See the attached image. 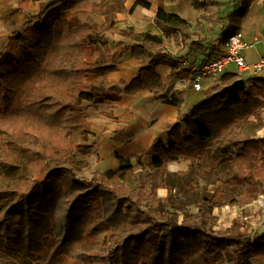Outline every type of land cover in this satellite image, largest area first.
Returning <instances> with one entry per match:
<instances>
[{"label":"trees","instance_id":"trees-1","mask_svg":"<svg viewBox=\"0 0 264 264\" xmlns=\"http://www.w3.org/2000/svg\"><path fill=\"white\" fill-rule=\"evenodd\" d=\"M82 1L48 2L35 15L38 41L30 43L15 32L17 55H0V115L15 101L20 141L34 133L39 139L37 146L22 148L25 161L15 160L19 189L0 191V248L13 253L18 264H250L251 258L264 256V227L251 233L213 229L214 208L244 206L264 194V131L256 137L264 128L261 103L248 96L243 82H235L236 74L222 76L220 86L179 118L166 131V144L155 140L146 153L152 157L149 165L142 167L141 157L135 158L145 172H135L130 159L116 157L117 171L89 180L75 177L69 164L90 155L83 143L91 124L78 108L81 102L117 101L122 94L149 90L179 108L183 99L167 96L154 68L168 66L171 76L188 74L157 36L144 34L146 43L111 54L107 31L125 0H99L94 10L105 17L99 28L84 10L60 19L61 11ZM29 2L24 0L18 11L25 12ZM137 6L150 8L146 0H134ZM155 23L163 32L183 33L187 25L162 10L155 12ZM32 24L27 21L22 29ZM127 51L141 63L132 80L84 85L88 74L117 71ZM101 57L107 64L98 63ZM254 82L264 85V78ZM250 116L256 120L248 121ZM181 123L188 137L182 136ZM42 139L49 144L43 146ZM74 144H79L77 151ZM178 159L197 162L201 172L228 161L225 181L212 192L203 191L196 213L173 202L170 194L157 197L158 189H168L166 165ZM224 188L237 190V198Z\"/></svg>","mask_w":264,"mask_h":264},{"label":"crops","instance_id":"crops-1","mask_svg":"<svg viewBox=\"0 0 264 264\" xmlns=\"http://www.w3.org/2000/svg\"><path fill=\"white\" fill-rule=\"evenodd\" d=\"M53 1L57 0H30L24 12L17 9L20 4L22 7L24 0H0V55L2 53L17 55L20 43L13 37L15 32H20L30 43L38 41L34 27L37 20L35 15L39 13L42 6ZM146 1L150 5L149 9L134 7V0H125L122 10L114 15V26L107 31L106 35L111 54L121 52L127 46L146 43L142 35L148 34L161 38V48L171 56L176 57V53L181 49L188 52L192 50V53L195 52L197 56L193 62H199L209 57L214 51V46L235 30L243 32L244 39L248 43L264 35V0ZM98 2L99 0H83L75 7L61 11L59 17L69 20L76 11L85 7L88 9L90 6L92 12L87 10L89 17L96 20V27L99 28L105 22V17L94 12V7L98 5ZM157 10L183 20L187 24L183 28V33L177 30L161 31L155 23ZM27 21L33 24L22 29ZM183 35L188 38L184 39ZM176 36L181 37L182 44L171 48L170 42H173ZM244 53L248 62L254 63L262 54V45L250 46ZM107 61L106 57L98 59L101 65L107 64ZM140 68V60L127 51L123 53L117 71L104 76L88 74L83 83L89 87L96 86L102 81L129 82ZM170 71V67L164 65L154 68V72L163 80L164 85L171 80ZM233 71L231 69L226 74H235ZM178 79L175 78L173 82L176 83ZM173 91H170V95L173 94L175 98H180ZM189 92H185L182 97ZM260 99L264 102V95L260 96ZM78 108L84 114H88L87 121L91 124L90 136L84 145L95 154L96 166L111 169L110 171L118 169L116 157L130 159L134 165H136L135 158L141 157L142 167L149 165L152 157L146 153L155 140L160 137L163 144H166V131L176 124L179 118L188 113V110L182 112L180 107L164 103L149 90H140L131 95L122 94L117 101L106 100L97 104L83 101ZM180 125L182 136L188 137L189 132L184 124ZM172 163L178 165L175 171L169 169V164ZM189 165V161L178 159L169 162L166 171L185 173ZM158 193L164 195V190L159 189ZM249 262L250 264H264V256L251 258Z\"/></svg>","mask_w":264,"mask_h":264},{"label":"rangeland","instance_id":"rangeland-1","mask_svg":"<svg viewBox=\"0 0 264 264\" xmlns=\"http://www.w3.org/2000/svg\"><path fill=\"white\" fill-rule=\"evenodd\" d=\"M80 10H84L88 13V21L90 22V24L96 27V20H92V18L89 17V12L87 11L91 10L92 12V8L88 6V9L85 7L81 8ZM94 12L96 13L95 10ZM197 35L200 36V34L198 33ZM169 36L171 37V33L169 34ZM180 40L181 37H174V41L170 42L171 48L173 46H180ZM182 51L183 49L179 50L177 53L175 52L177 54L176 58H178L177 61H180L181 63L184 61L191 63L197 57L195 52L192 53V50L189 52L187 50L183 52ZM183 56L185 57L183 58ZM179 67L184 68L183 64L179 65ZM183 77L184 76L172 75L171 80L166 85H164V90H169L167 94L168 97H170V91L172 92L174 88H176L173 80L175 78ZM244 79V76L237 74L235 82H244ZM221 83L222 82H220V84ZM220 84L218 85L220 86ZM187 91L190 90L182 86L179 87L177 91H173L183 99V103L180 105V110L182 112L188 110L186 116L189 115V110L194 105V103L208 93L206 92L204 94H195L190 91L189 94L182 97V95ZM245 92L250 98L255 99L261 103L260 110H258V115L264 124V102H262V100L260 99V96L264 95V85L262 83L254 82L253 79L252 86H245ZM14 105L15 101L11 102L10 109L7 111V113L0 115V191H12L16 190L17 188L19 189L20 182L19 178L16 175L18 171L16 169V166H14L18 163V160H15L19 159V162L25 161V157L23 158L22 156V148H29L30 146L34 147L39 143V139H37V133L32 134L33 136L31 139L28 138L20 141L19 136L17 135L18 127H16V125L19 124L20 118L17 116V114L12 113ZM85 115L88 117V114ZM247 120L250 122H254L256 119L254 118V116H250ZM263 131L264 128L259 130L256 137H260ZM41 143L43 146L49 144L47 140H43ZM72 147L74 151H77L79 148V144H74ZM87 148L90 155H79L77 157V161L69 164L75 174V177L79 180H89L92 177H103L111 169H105V167H97L96 156L94 157L95 154L92 153L89 147ZM43 164L48 166L49 162L47 160H44ZM190 165L191 169H188V171H186L185 173H169L165 171L163 179L165 180L168 189L163 188L164 195H160V193H158V189L157 197L160 199H164L168 194H170L173 202L180 204L190 213H196L197 205L203 191L212 192L217 187H220L223 184L226 179L229 164L228 161H223L214 171L209 172L199 171L197 162L191 163ZM134 169L135 172H145V169L140 166L134 165ZM167 175L169 176V178L166 177ZM224 190L225 193L230 195L232 198H237V190L227 188H224ZM212 214L214 216L213 229L216 231L239 230L241 232L251 233L255 230H261L264 227V194L260 195L250 204H246L244 206H239L235 203L234 205L218 206L213 209ZM180 220L181 216H179L178 222H180ZM19 257L21 258V256ZM17 259L18 258H15V255L13 253L0 248V264H18Z\"/></svg>","mask_w":264,"mask_h":264},{"label":"built area","instance_id":"built-area-1","mask_svg":"<svg viewBox=\"0 0 264 264\" xmlns=\"http://www.w3.org/2000/svg\"><path fill=\"white\" fill-rule=\"evenodd\" d=\"M256 44L262 45V54L256 62L250 63L244 52ZM181 64L188 70V74L178 79L174 91L182 86L192 93L204 94L220 84L222 76L231 69L235 74L245 77L244 86H252L253 79L264 77V35L248 43L243 32L235 30L214 46L209 57L199 62L184 61Z\"/></svg>","mask_w":264,"mask_h":264},{"label":"clouds","instance_id":"clouds-1","mask_svg":"<svg viewBox=\"0 0 264 264\" xmlns=\"http://www.w3.org/2000/svg\"><path fill=\"white\" fill-rule=\"evenodd\" d=\"M177 167H178V165H176V164H174V163L169 164V169H170L171 171H175V170L177 169Z\"/></svg>","mask_w":264,"mask_h":264}]
</instances>
